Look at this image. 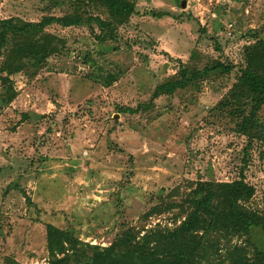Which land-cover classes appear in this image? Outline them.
Returning a JSON list of instances; mask_svg holds the SVG:
<instances>
[{
    "label": "rangeland",
    "instance_id": "1",
    "mask_svg": "<svg viewBox=\"0 0 264 264\" xmlns=\"http://www.w3.org/2000/svg\"><path fill=\"white\" fill-rule=\"evenodd\" d=\"M132 1L134 14L109 35L86 19L108 18L99 0H0L1 19L83 18L45 27L36 70L8 73L0 57V264H48L49 224L97 246L125 230L136 241L167 234L198 181L216 185L218 201L242 180L251 194L239 203L264 217V104L254 137L238 128L247 99L219 103L236 69L153 96L183 63L244 67V48L264 39V0ZM204 237L198 264H229L236 248L256 256L254 236L227 228Z\"/></svg>",
    "mask_w": 264,
    "mask_h": 264
},
{
    "label": "trees",
    "instance_id": "2",
    "mask_svg": "<svg viewBox=\"0 0 264 264\" xmlns=\"http://www.w3.org/2000/svg\"><path fill=\"white\" fill-rule=\"evenodd\" d=\"M99 1L105 7L108 18L89 15L86 19L95 21L99 29L108 31L109 35L135 12V2L132 0ZM164 14L166 12L153 13L158 17ZM82 19L77 13L43 16L38 21L0 18L2 69L8 73L23 68L38 69L40 60L48 54L40 42L45 27L52 22L62 27L77 26L83 23ZM244 59V67H237L227 59L215 61L201 69L180 64L172 78L155 86L153 96L194 86L200 77L213 71L230 72L235 68L238 74L236 82L219 103L225 105L229 100L236 103L240 96L247 99L249 107L242 115L238 128L245 133L254 131V137L259 136L256 114L264 104V39L256 38L253 44L246 46ZM10 93L8 99L15 96L12 87ZM136 110L129 107L118 109L120 112ZM219 190L211 182L198 181L187 198L190 211L179 226L167 234L161 231L143 234L137 241L125 230L107 246L91 245L80 241L71 229L63 230L49 224L46 226L48 264H198L196 256L208 253L207 245L202 244L205 234L219 229L225 233L227 228L256 239V256L252 260L246 257L244 251L243 256L240 255L241 249L236 248L227 257L229 264H264V217L239 203L250 196L251 187L242 180L226 184L224 198L217 201ZM198 231L203 232L198 234Z\"/></svg>",
    "mask_w": 264,
    "mask_h": 264
},
{
    "label": "water",
    "instance_id": "3",
    "mask_svg": "<svg viewBox=\"0 0 264 264\" xmlns=\"http://www.w3.org/2000/svg\"><path fill=\"white\" fill-rule=\"evenodd\" d=\"M185 5V3L184 2H182V6H184Z\"/></svg>",
    "mask_w": 264,
    "mask_h": 264
}]
</instances>
